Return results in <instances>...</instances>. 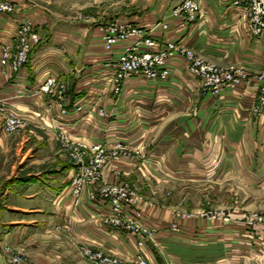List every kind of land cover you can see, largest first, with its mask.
<instances>
[{"label": "crops", "instance_id": "1", "mask_svg": "<svg viewBox=\"0 0 264 264\" xmlns=\"http://www.w3.org/2000/svg\"><path fill=\"white\" fill-rule=\"evenodd\" d=\"M6 1L14 10L0 14V58L24 18L41 42L16 73L4 75L0 64V99L23 122L9 135L0 121L3 242L22 249L25 264H93L79 246L123 260L141 253L147 264H264V232L254 245L243 226L244 211L264 208V110L252 112L262 84L257 75L264 72V31L249 34L241 11L225 0H196L199 13L185 27L171 14L182 0ZM113 20L165 22L156 39L180 41L220 66L242 67L248 78L218 94L203 91L176 55L166 62V78L130 77L115 95L112 63L123 43L106 51L101 37ZM49 77L61 99L39 90ZM56 117L72 139L120 142L129 156L108 162L100 179L74 194L75 166L63 158ZM118 181L144 197L142 219L157 231L143 247L133 234L105 224L107 203L89 197ZM206 207L220 208L228 219L202 216ZM172 222L182 232L172 231Z\"/></svg>", "mask_w": 264, "mask_h": 264}, {"label": "built area", "instance_id": "2", "mask_svg": "<svg viewBox=\"0 0 264 264\" xmlns=\"http://www.w3.org/2000/svg\"><path fill=\"white\" fill-rule=\"evenodd\" d=\"M225 2L241 11L249 34L258 37L263 33L264 0H225ZM199 7L196 0H182L172 9L171 14L180 18V27H185L196 19ZM13 10L14 7L9 1L0 0V14ZM158 28L165 30L168 25L165 22L137 25L113 20L101 27V37L106 51H110L118 42L123 43L122 51L112 63L114 68L111 77L113 94L118 95L123 81L130 77H144L152 80L166 78L169 73L166 62L176 55L187 61L189 73L199 81L203 91L218 94L225 89H235L243 79L248 78V73L242 67L220 66L206 60L180 41L156 39L153 33ZM40 42L41 37L34 30L31 19L24 18L18 24L11 42L1 46L2 73L9 76L10 73L20 70L28 60L32 49ZM257 79L261 80L262 84L252 107L255 115L264 110V72L258 74ZM56 84L55 77H49L39 90L57 95L61 99L62 96ZM5 106V101L0 99V113L4 112L3 131L12 134L20 129L22 120L15 113L5 111ZM81 108L80 104L74 106L75 111H80ZM65 113L66 109L61 107L60 114ZM98 114L103 116L105 112L98 109ZM53 129L57 141L65 151V158L75 166L71 179L74 194L80 193L85 186L100 179L102 168L108 162L121 155L130 154L129 149L120 142H113L107 146L106 143L87 144L81 140L72 139L59 117L54 119ZM89 197L92 200L99 199L107 203L108 213L104 219L105 224L133 234L136 237L137 247H143L147 241L153 240L157 231L143 221L142 212L138 208L143 198L127 182L118 181L105 184L97 192H91ZM170 229L178 231L177 223H173ZM78 251L84 259L93 264H147V260L141 253L133 256L131 260H123L100 250H92L88 246H80ZM3 253L4 258L0 264H25L22 252L6 247Z\"/></svg>", "mask_w": 264, "mask_h": 264}, {"label": "rangeland", "instance_id": "3", "mask_svg": "<svg viewBox=\"0 0 264 264\" xmlns=\"http://www.w3.org/2000/svg\"><path fill=\"white\" fill-rule=\"evenodd\" d=\"M79 17H81V14L80 15H77V18H79ZM3 115H4V112L2 111L0 113V121H1V129L2 130H3V128H2V118H3ZM22 125H23V122H22ZM21 127H20V129H21ZM20 129L17 130L16 132L12 133V134L18 133V131H20ZM12 134H9V135H12ZM59 145H60V143H59ZM60 148H61V152L64 154L65 151H64V149L62 148L61 145H60ZM124 156H129V155H124ZM63 158L66 161H68L65 158V156ZM11 179H13V177ZM125 182H127V181H125ZM127 183L129 185H131L132 188L135 190V192L144 199V197L140 193H138V191L134 188V186L131 183H129V182H127ZM203 210L204 211L201 212V215L204 216V217H209V218H213V219L220 218V219H223L225 221L228 219V217L226 215H224L221 211H219L220 208H217V207H206ZM244 212H245V215H244V218H243L244 230L251 237L250 238V241L252 242L251 244H253V241H254V243H255L254 245H259L261 241L259 239H257L258 237L256 236V234H259L260 231L264 232V208L259 209V208L251 207V208H249L248 210H246ZM190 214H192V212H179L178 213V215H181V217H184V218L189 217ZM254 214L256 215L255 217L253 216ZM173 223H177V222H172L170 224V228H171V225ZM177 227H178V231L179 232H182V229H181V227H179L178 223H177ZM178 231H174V232H178ZM6 247L10 248L13 251L22 252V249L17 248V247H14L10 243H8V242H3L2 236L0 234V263H1V260H3V258H4L3 250Z\"/></svg>", "mask_w": 264, "mask_h": 264}, {"label": "trees", "instance_id": "4", "mask_svg": "<svg viewBox=\"0 0 264 264\" xmlns=\"http://www.w3.org/2000/svg\"><path fill=\"white\" fill-rule=\"evenodd\" d=\"M14 179H12V181H7L6 183L8 184L9 182H13ZM15 181V180H14Z\"/></svg>", "mask_w": 264, "mask_h": 264}]
</instances>
